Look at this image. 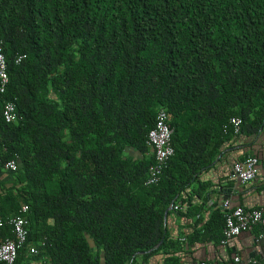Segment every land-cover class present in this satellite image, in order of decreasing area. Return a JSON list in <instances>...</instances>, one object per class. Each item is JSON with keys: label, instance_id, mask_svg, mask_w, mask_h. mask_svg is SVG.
<instances>
[{"label": "trees", "instance_id": "16d2710c", "mask_svg": "<svg viewBox=\"0 0 264 264\" xmlns=\"http://www.w3.org/2000/svg\"><path fill=\"white\" fill-rule=\"evenodd\" d=\"M0 44V173L16 163L0 217L25 204L37 248L15 264H181L165 211L195 217L186 243L220 240L223 209L198 226L203 186H189L235 136L230 117L239 133L263 124L264 0H0ZM160 107L173 154L144 185Z\"/></svg>", "mask_w": 264, "mask_h": 264}, {"label": "crops", "instance_id": "0c3cea01", "mask_svg": "<svg viewBox=\"0 0 264 264\" xmlns=\"http://www.w3.org/2000/svg\"><path fill=\"white\" fill-rule=\"evenodd\" d=\"M245 155L256 156L259 168L251 181L239 183L230 177L231 165L234 160H240ZM8 175L9 171L2 168L0 178L6 179ZM198 183L203 186L201 195L200 197L192 195V203L196 205L204 203L199 215L198 226L206 222L213 209H223L221 203L224 199L229 202L230 206L264 207V120L257 131L238 132L228 143H225L211 166L200 172L197 181L189 188L196 189ZM194 218L177 217L172 212L165 214L164 228L168 236L181 241L183 252L178 254V261L181 264H195L199 261H210L213 264H235L232 260L234 255H238L241 259L251 258L264 262V244L258 237L261 231L260 226L255 225L250 230L240 232L224 244L220 240L216 243L206 240L186 243L187 234L193 230L191 225ZM158 260H160V255L158 257L154 255L147 264H155ZM28 262L36 263L32 259Z\"/></svg>", "mask_w": 264, "mask_h": 264}, {"label": "built area", "instance_id": "2783aa9c", "mask_svg": "<svg viewBox=\"0 0 264 264\" xmlns=\"http://www.w3.org/2000/svg\"><path fill=\"white\" fill-rule=\"evenodd\" d=\"M22 56L15 59L17 62ZM8 81L6 72V63L1 52L0 44V93H3ZM1 116L4 122L11 123L16 120L14 104L6 101L2 105ZM241 120L237 116H232L227 120L232 134L239 132ZM226 128V125L223 126ZM172 128L168 122V115L163 108H158L155 113L152 127L146 135V143L150 148L153 161L148 166L146 177L143 181L144 185L154 184L158 181L166 161L173 154V147L170 142ZM2 168L7 171L16 170V163L13 159L5 161ZM259 161L254 155H245L242 159L235 161L231 165L230 177L239 183H247L251 181L257 174ZM223 208V226L221 229V243H225L230 238L238 235L240 232L250 230L253 226L258 225L261 231L258 237L264 244V207L259 208H243L241 206H230L227 200L221 203ZM173 209H178L177 205H170ZM27 206L20 205L17 214L9 217H0V227L3 225L10 226L13 238H0V264H15L17 249L24 246L25 256H33L37 254V248L33 245L26 244V224L27 220L23 216ZM232 260L235 264H264L263 261L257 259H241L238 255H234ZM25 264V263H19ZM32 264V263H27ZM39 264V263H35ZM196 264H213L210 261H199Z\"/></svg>", "mask_w": 264, "mask_h": 264}, {"label": "water", "instance_id": "95a60500", "mask_svg": "<svg viewBox=\"0 0 264 264\" xmlns=\"http://www.w3.org/2000/svg\"><path fill=\"white\" fill-rule=\"evenodd\" d=\"M170 208V206L168 207V209ZM165 214H166V211L164 212V215H163V218H165Z\"/></svg>", "mask_w": 264, "mask_h": 264}]
</instances>
